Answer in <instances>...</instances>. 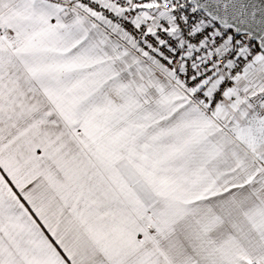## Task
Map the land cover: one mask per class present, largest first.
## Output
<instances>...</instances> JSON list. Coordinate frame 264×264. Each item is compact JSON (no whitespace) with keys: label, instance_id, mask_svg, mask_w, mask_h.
I'll use <instances>...</instances> for the list:
<instances>
[{"label":"snow or ice","instance_id":"6c2138e0","mask_svg":"<svg viewBox=\"0 0 264 264\" xmlns=\"http://www.w3.org/2000/svg\"><path fill=\"white\" fill-rule=\"evenodd\" d=\"M0 264H264V0H0Z\"/></svg>","mask_w":264,"mask_h":264},{"label":"built area","instance_id":"2783aa9c","mask_svg":"<svg viewBox=\"0 0 264 264\" xmlns=\"http://www.w3.org/2000/svg\"><path fill=\"white\" fill-rule=\"evenodd\" d=\"M84 2H87V0H84Z\"/></svg>","mask_w":264,"mask_h":264},{"label":"crops","instance_id":"0c3cea01","mask_svg":"<svg viewBox=\"0 0 264 264\" xmlns=\"http://www.w3.org/2000/svg\"><path fill=\"white\" fill-rule=\"evenodd\" d=\"M14 187V186H13Z\"/></svg>","mask_w":264,"mask_h":264}]
</instances>
